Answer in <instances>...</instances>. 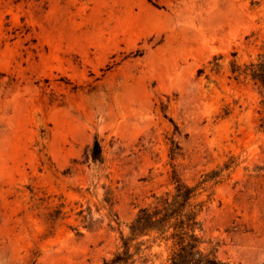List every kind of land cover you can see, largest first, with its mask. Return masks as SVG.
I'll return each instance as SVG.
<instances>
[{
    "label": "rangeland",
    "instance_id": "374dc122",
    "mask_svg": "<svg viewBox=\"0 0 264 264\" xmlns=\"http://www.w3.org/2000/svg\"><path fill=\"white\" fill-rule=\"evenodd\" d=\"M263 52L264 0H0V264L110 261L174 175L201 250L264 264Z\"/></svg>",
    "mask_w": 264,
    "mask_h": 264
},
{
    "label": "trees",
    "instance_id": "16d2710c",
    "mask_svg": "<svg viewBox=\"0 0 264 264\" xmlns=\"http://www.w3.org/2000/svg\"><path fill=\"white\" fill-rule=\"evenodd\" d=\"M232 73L236 77L248 76L263 89L261 103L264 108V52L257 56L255 63H250L242 70L232 67ZM260 128L264 131V117ZM175 148L178 149L177 146ZM92 159H101V148L97 141L93 144ZM173 180L175 186L172 192L155 197L152 205L138 210L129 225L128 236L121 238L122 251L103 264H131L142 243L134 245L135 253H131L130 248L133 242L144 237H152L154 241L169 245L168 264H225L216 258L214 251L205 252L199 247L201 242L196 234L200 227L198 215L202 208L201 203L196 202L199 186H185L176 175Z\"/></svg>",
    "mask_w": 264,
    "mask_h": 264
}]
</instances>
